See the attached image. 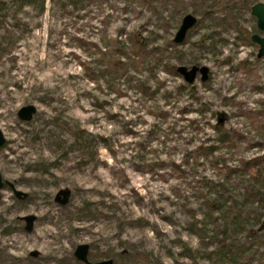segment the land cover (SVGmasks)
<instances>
[{
	"label": "rangeland",
	"instance_id": "rangeland-1",
	"mask_svg": "<svg viewBox=\"0 0 264 264\" xmlns=\"http://www.w3.org/2000/svg\"><path fill=\"white\" fill-rule=\"evenodd\" d=\"M241 1L4 0L0 264H80V243L114 264H241L235 245L250 264L264 257V174L242 164L264 156V56L249 39L261 35L249 7L264 0ZM186 13L196 21L174 43ZM178 65L207 78L188 84ZM229 206L243 221L224 233Z\"/></svg>",
	"mask_w": 264,
	"mask_h": 264
},
{
	"label": "water",
	"instance_id": "water-1",
	"mask_svg": "<svg viewBox=\"0 0 264 264\" xmlns=\"http://www.w3.org/2000/svg\"><path fill=\"white\" fill-rule=\"evenodd\" d=\"M249 13L251 16L255 18V26L261 32V35L252 33L250 34V41L257 44L256 57L260 58L264 56V2L257 1L250 5ZM196 18L190 14L186 13L182 16L180 20V24L176 29L172 41L174 43H180L184 37L188 29L195 23ZM175 72L182 77V79L186 83H191L196 74H199V80L204 81L207 78L208 68L204 65H191L186 67L184 65H178L175 67ZM35 112V108L32 104H26L18 108L16 115L22 121H28L32 117V114ZM4 143V138L0 132V146ZM5 182L2 180L0 175V189L2 188ZM11 188L13 195L18 199H23L26 196V193L21 192L19 190L14 189L11 184H8ZM69 196V190L67 188L58 189L55 193L54 199L60 205H64ZM58 197H60L58 199ZM22 219L26 222L25 229L30 230L31 223L34 219L33 215L23 216ZM264 225V219L262 220V224ZM34 251L32 254L34 255ZM73 256L81 261L83 264H114L112 259L107 258L100 261H89L88 260V245L86 243L77 244L73 249Z\"/></svg>",
	"mask_w": 264,
	"mask_h": 264
},
{
	"label": "trees",
	"instance_id": "trees-1",
	"mask_svg": "<svg viewBox=\"0 0 264 264\" xmlns=\"http://www.w3.org/2000/svg\"><path fill=\"white\" fill-rule=\"evenodd\" d=\"M19 1H20L21 4L27 6V5H31L33 3H40L41 4V2L43 0H19ZM232 2H233V0H232ZM241 2L243 4H246L247 0H242ZM4 4H5L4 0H0V24H1V18L3 17V14L1 12L3 11V5ZM216 5L219 6L218 7V9H219L218 12H221L222 14H227V13L230 14L232 12L231 9H229L226 5H224L221 2H216ZM234 18L235 17H233L228 22L229 25L231 27H233V28L236 25V22H235ZM0 29H1V25H0ZM0 44H1V42H0ZM136 44L138 46L139 42L136 41ZM1 51L2 50H0V52ZM105 62H108V64H106V67H109V68H113V67H115V65L119 64L117 59L115 60V59H111V58L110 59L106 58ZM169 70L174 72L175 68L173 66H170ZM230 138L231 137L228 136L226 133L221 132V133H219L218 141L224 142V141L229 140ZM236 139H238V138L236 137ZM232 144H234V143H232ZM210 151H211V147H207V148L199 147L197 155L198 154H203L204 155V154H206V153H208ZM242 164H243L245 170H248L249 172H254L255 179H261V177L264 174V156H261L259 158H256V159H253V160H250V161H243ZM254 165H255V167H253ZM250 196L253 197V195H250ZM254 198L259 201V199L256 196ZM84 209L87 210L86 207ZM226 210H228V211L226 212ZM223 213H224V216L222 218V226L224 228L223 229L224 233L226 232L225 231L226 229L229 230V231H237L238 230L237 229L238 225H240L241 221H243V217L241 216V214L236 211V208L234 206L233 207L229 206V209H224ZM260 224H262V223H260ZM261 228H262V230H264V225H261ZM200 231L201 230L199 228H193V233H195V234H199ZM227 235L231 236L232 234L227 232ZM229 249H231L230 251H233V253H235L236 256H238L240 258L241 264H250V262H248L249 261L248 260L249 259V257H248L249 255L246 254V252L249 251L250 247L247 249V248H242L241 246L235 245L233 248H231V246H230ZM139 255H141V257H142V258L141 257L138 258L139 261H141L145 256L143 254H139ZM120 256H118V257H120ZM136 263H138L137 260L136 261L132 260L130 262L125 261V263L122 261V264H136ZM119 264H121V263H119ZM252 264H264V257L259 259V260H256Z\"/></svg>",
	"mask_w": 264,
	"mask_h": 264
},
{
	"label": "flooded vegetation",
	"instance_id": "flooded-vegetation-1",
	"mask_svg": "<svg viewBox=\"0 0 264 264\" xmlns=\"http://www.w3.org/2000/svg\"><path fill=\"white\" fill-rule=\"evenodd\" d=\"M249 39H250V37H249ZM55 196V195H54ZM15 197V196H14ZM16 198V197H15ZM60 197H58V199H59ZM16 199H18V198H16ZM53 200L55 201V199L53 198ZM55 202H57V201H55ZM58 203V202H57ZM60 205V204H59ZM23 217V216H22ZM22 217H21V219H22ZM34 219H35V217H34ZM34 219H33V221H34ZM23 220V219H22ZM24 221V220H23ZM33 221H32V223H33ZM32 223H31V226H32ZM25 226H26V222L24 221V230L25 231H27L26 229H25ZM30 229H31V227H30ZM29 231V230H28ZM27 231V232H28ZM73 252V251H72ZM29 255H31V256H35L36 255V252L34 253V255L32 254V252H30L29 253ZM72 256H73V253H72ZM88 256V255H87ZM73 258L75 259V260H77L74 256H73ZM88 260L89 261H92V260H90L89 258H88ZM100 261V260H99ZM77 262H79L80 264H83L81 261H79V260H77Z\"/></svg>",
	"mask_w": 264,
	"mask_h": 264
}]
</instances>
